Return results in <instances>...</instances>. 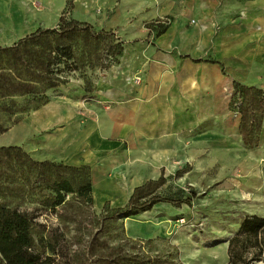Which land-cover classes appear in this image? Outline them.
Here are the masks:
<instances>
[{"label": "rangeland", "instance_id": "rangeland-1", "mask_svg": "<svg viewBox=\"0 0 264 264\" xmlns=\"http://www.w3.org/2000/svg\"><path fill=\"white\" fill-rule=\"evenodd\" d=\"M246 1L248 0H240L241 8L236 12V21H242L248 14L245 9ZM227 13V17L231 16L230 12ZM65 16L72 19L71 11L66 12ZM172 21L171 15H165L145 22L143 29L145 28L147 35L139 40L142 41L147 36L154 40L158 32L170 26ZM223 21L225 22V17ZM92 26L97 30L113 31L124 43V52L117 64L112 65L107 72L98 70L89 73L97 85L96 92L92 95L85 94L83 80L72 79L62 89L60 96L53 99L52 102L56 104H52L54 111L50 116L41 111L30 113L20 122L21 128L0 137V147H23L37 160L64 162L75 167L86 166L91 170L94 199L92 207H88L77 197H69L64 208L35 211L37 221L49 230L66 229L72 249L78 251L83 246L79 243L85 244L91 238L90 235L99 230L93 214L98 217L106 203L114 209L124 208L137 185L141 186L149 179L156 181L163 173L168 181L162 192L169 194L178 188L192 187L196 193L193 205L177 209L168 204H159L149 213L126 219V237L132 242L128 251L134 255L144 253L153 257L172 258L179 264H228V243L242 225L239 215L264 218V149L261 144L255 149H249L241 143L232 150H217L219 137L223 133L218 130L220 125L201 124L195 125L193 131H188L177 155L132 157L121 155L120 152L111 155V151L115 150L113 147L108 148L107 152H97L100 149L93 148L92 136L101 132L106 141L117 140L110 131L111 127L114 126V130H117V120L122 119L128 106L129 111L132 110V100L139 95L135 89L140 79L129 73L126 78L123 75V71H131L135 67V41H130L128 31L122 27L109 30ZM220 26L221 24L219 31ZM124 82L125 89L129 87L125 97L120 92ZM57 103H61L65 110L64 122L59 121L56 115L57 110L61 111ZM240 104L241 99H236L226 116L241 119ZM123 106L127 109L124 110ZM193 111L197 116L204 111L199 100L194 102ZM36 127L43 129V136L31 135L32 132L29 131H34L32 128ZM109 131L113 136L108 134ZM184 134L180 133L179 136L183 138ZM126 144L129 143L121 142L115 147L125 149ZM42 145L47 150H43ZM33 148L35 152H32ZM137 162L140 167L147 168L148 165L151 168L143 172L146 180L144 177L135 180L139 174ZM117 168V173L112 174V170ZM121 175L129 179L126 188L113 190L109 187V191L102 193V189L96 187V195V184ZM23 208L33 211L34 205L26 204ZM181 220L185 222L181 223ZM110 233L116 234L117 231L111 229ZM254 252L253 249L250 250L248 257H252ZM253 264H264V255L262 260Z\"/></svg>", "mask_w": 264, "mask_h": 264}, {"label": "trees", "instance_id": "trees-1", "mask_svg": "<svg viewBox=\"0 0 264 264\" xmlns=\"http://www.w3.org/2000/svg\"><path fill=\"white\" fill-rule=\"evenodd\" d=\"M123 52L124 43L113 31L97 30L65 14L54 29H39L12 46H0V137L49 105L72 79H82L84 93L94 94L97 85L89 73L107 72ZM238 98L242 143L255 149L264 121V92L235 83L230 109ZM167 181L162 173L158 180L136 187L124 208L106 203L98 217L93 214L99 230L74 251L66 229L49 230L37 221L35 211L64 208L69 197L92 207L91 170L37 160L23 147H0V264H179L127 249L132 242L126 237V219L149 213L159 204L192 207L195 190L178 188L164 194ZM26 204L34 205V210L24 209ZM239 220L242 225L228 243V264H253L264 255V218L240 214ZM111 229L117 233L111 234ZM252 249L255 252L248 257Z\"/></svg>", "mask_w": 264, "mask_h": 264}, {"label": "crops", "instance_id": "crops-1", "mask_svg": "<svg viewBox=\"0 0 264 264\" xmlns=\"http://www.w3.org/2000/svg\"><path fill=\"white\" fill-rule=\"evenodd\" d=\"M240 8V0H0V46H12L39 29L56 28L67 11H71L73 20L109 30L125 28L130 41H135V67L123 71V75L139 77L135 89L139 95L132 100L131 111L123 104L127 112L117 120L119 128L111 127L117 140L106 141L99 132L92 136L93 148L107 152L113 147L111 155L120 152L132 157L177 155L188 131L195 125L212 124L220 125L218 130L223 132L217 150H232L242 143L241 119L226 116L235 83L264 92V0L246 1L248 14L236 21ZM226 11L231 16L227 17ZM165 15L173 17L165 32L154 40L147 36L140 41L147 35L144 23ZM122 87L120 92L125 97L129 87L125 89V82ZM197 100L204 107L198 116L193 111ZM54 103L37 112L50 116ZM57 104L61 111L56 115L64 122L65 110ZM18 128L20 123L9 134ZM32 129L31 135L43 136L41 127ZM180 133H185L183 138ZM121 142L129 143L126 152L122 147L116 149ZM260 144L264 149V121ZM34 149L32 152L38 148ZM42 149L47 150L43 145ZM139 164L135 180H146L143 172L151 168ZM127 181L124 175L113 176L96 184L94 190H121Z\"/></svg>", "mask_w": 264, "mask_h": 264}, {"label": "built area", "instance_id": "built-area-1", "mask_svg": "<svg viewBox=\"0 0 264 264\" xmlns=\"http://www.w3.org/2000/svg\"><path fill=\"white\" fill-rule=\"evenodd\" d=\"M185 222V220H181V223H184Z\"/></svg>", "mask_w": 264, "mask_h": 264}, {"label": "bare ground", "instance_id": "bare-ground-1", "mask_svg": "<svg viewBox=\"0 0 264 264\" xmlns=\"http://www.w3.org/2000/svg\"><path fill=\"white\" fill-rule=\"evenodd\" d=\"M211 143V142H210Z\"/></svg>", "mask_w": 264, "mask_h": 264}]
</instances>
